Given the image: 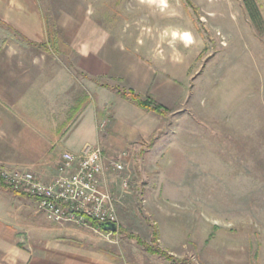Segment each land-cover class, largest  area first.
Here are the masks:
<instances>
[{
	"label": "rangeland",
	"instance_id": "374dc122",
	"mask_svg": "<svg viewBox=\"0 0 264 264\" xmlns=\"http://www.w3.org/2000/svg\"><path fill=\"white\" fill-rule=\"evenodd\" d=\"M37 1L53 42L49 49L25 47L24 38L0 20V44H6L0 47V59L21 64L2 70L22 72L3 75L1 86L35 90L38 82L59 70H71L78 80L72 94L78 102L77 116L73 118L75 110L69 111L67 103L62 114H44L43 130H18L17 121L24 122L30 110L10 104L14 99L0 100V167L50 181L58 175L62 149L78 147L88 138V124L76 125L90 77L71 43L85 39L83 27L92 26L108 42L121 44L128 52L136 50L152 81L150 90L134 91L168 109L161 116L133 103L145 115L132 118L146 131L126 140L112 126L116 113L110 99L104 98L108 104L101 106L99 94L92 92V100L87 97L86 102L96 106L97 144L106 158L105 189L116 200L117 236L110 241L125 250L144 251L130 237L135 235L175 251L185 264H264V0H249L259 10L257 23L247 0ZM184 33L191 41L183 38ZM34 59L44 66L32 65ZM97 82L121 99L117 90L131 89L111 76ZM49 104V109L54 105L48 101L46 109ZM28 117L35 121L41 114ZM32 122L26 123L29 128L34 127ZM45 143L50 144L44 146L47 167L12 165L13 157L26 159ZM122 189L128 193L120 195ZM71 226L78 238L109 242L107 234Z\"/></svg>",
	"mask_w": 264,
	"mask_h": 264
},
{
	"label": "crops",
	"instance_id": "0c3cea01",
	"mask_svg": "<svg viewBox=\"0 0 264 264\" xmlns=\"http://www.w3.org/2000/svg\"><path fill=\"white\" fill-rule=\"evenodd\" d=\"M0 20L12 26L14 31L24 38L26 43L22 44L25 47L48 44V31L37 0H0ZM82 33H84L85 39H82L81 42L72 41L71 43V47L79 55H82L85 61L84 72L90 77L87 80V86H84L86 94H83L82 98L90 97V100H92V92H95L103 98V101L104 98L110 99L108 101H111V104L113 103L116 113L112 125L114 131L126 140L137 135L141 136L140 134L143 135L146 129L143 126L137 127L136 120L132 118L134 116L143 118L145 114L142 115V112H140L142 110L134 106L132 102L117 97L115 93L103 85V82L98 83L97 81L100 78L111 76L125 87L140 93L144 91L143 89L150 90L152 79L148 69L140 66L138 58L135 56V53H137L135 49L128 52L123 45L108 42V38L102 31L96 30L92 26H84ZM5 46L6 44L3 46L0 44L1 49ZM17 63L14 59H0V81L3 75L7 77V74H20L19 72L15 73L14 70L10 72L2 70V68L19 67L21 64ZM38 63H41V67L44 66L42 60L34 59L32 61V65L38 66ZM77 81V77L71 70L61 69L51 79L38 82L35 90L33 88L31 90H28V88L20 90L14 88L17 85L1 86L0 83V100L14 99L15 101L10 104L23 105L30 110L26 112L27 114L30 113L29 115L32 116L41 114L40 119L35 120L36 122L33 121L34 117H28L29 115L25 117L24 122L17 121L19 123V125L17 123L18 130H38L39 132V130H43L42 119L45 113L51 116L62 114L61 109L67 108L68 104L69 111L70 109L75 110L73 118H76L78 102L75 104L76 97L74 98L72 94L77 89ZM20 82L23 83V81ZM12 83H16L15 78ZM25 99H36V101L26 102ZM48 101L54 104L51 109H49L50 104L47 105L48 108L46 109L45 105ZM72 101H74L73 105ZM103 101H100L101 106L108 104L107 101ZM93 103L90 101L83 104L80 111H83V113H80L82 116L76 125L77 127L83 123L82 128L86 123L88 124V138L81 140L78 147L63 148V151L59 153V162L64 152L77 154L87 144L100 143L98 120L94 110L96 106ZM22 114L24 113L22 112ZM28 122H32L34 127L29 128L26 124ZM23 123L25 127L22 126ZM55 128H59V123L55 125ZM40 135L42 137L38 136V138L43 142L44 136ZM118 142L122 143L121 141ZM45 145L48 147L50 144L45 143L41 148L42 150H36L26 159L13 157L11 160L12 165L39 169L44 166L47 167L49 162H44L47 150ZM105 159L104 156V163ZM49 173H51L50 170L45 174V177H49ZM101 187L113 196L115 195L112 191L105 189L104 174L101 176ZM126 193L128 191L122 189L119 194ZM71 225L80 226L73 223L51 221L39 208L36 200L14 194L0 186V264H172L171 261L145 250L126 249V251V246L120 245L117 241H110V237H116L117 235L104 231L102 227L101 232L93 228L89 229L97 234H107L104 238L109 242H94L89 240L91 238H78L75 228ZM159 239L158 241L163 244L161 236ZM161 247L163 246L161 245ZM164 250L176 258H183V256L177 255L178 253L175 251H170L171 249L164 248Z\"/></svg>",
	"mask_w": 264,
	"mask_h": 264
},
{
	"label": "built area",
	"instance_id": "2783aa9c",
	"mask_svg": "<svg viewBox=\"0 0 264 264\" xmlns=\"http://www.w3.org/2000/svg\"><path fill=\"white\" fill-rule=\"evenodd\" d=\"M116 167L123 168L121 164ZM104 170L101 146L87 144L78 154L64 152L58 164V175L50 181L32 172L0 167V184L35 198L51 221L73 223L101 232L92 222L112 223L118 228L116 200L101 187Z\"/></svg>",
	"mask_w": 264,
	"mask_h": 264
},
{
	"label": "trees",
	"instance_id": "16d2710c",
	"mask_svg": "<svg viewBox=\"0 0 264 264\" xmlns=\"http://www.w3.org/2000/svg\"><path fill=\"white\" fill-rule=\"evenodd\" d=\"M247 2V6H248V12L252 18V20L257 23L258 20L260 19V13L258 8H256V5L253 2H249V0L246 1ZM250 3V4H249ZM53 41H50V38L48 39V44H44V45H39L40 47H45L46 49H49L51 43ZM117 93L119 95H121L124 99H128L129 101H131L132 103H134L137 107L145 109L149 112H153L156 114H159L161 116H166L168 113V109H166L164 106L157 104L153 98L151 97H147V98H143L142 96L138 95L133 89H120L117 90ZM83 100H81L82 102ZM89 101V98H86L81 105L84 104V102ZM0 186H2L3 188L13 192L14 194L20 195L22 197H27V198H32L34 200H36L35 198L22 193V192H14L11 189L7 188L6 186L0 184ZM37 201V200H36ZM93 227L96 228H101V225L97 224L96 222H92ZM131 238L135 239L137 241V243L142 246L144 248L145 251L152 253V254H156L161 256L162 258L171 261L172 264H185L184 260H180L179 258H176L173 255H170L168 252H166L165 250L154 246L152 244H148L144 241H142L138 236L132 235L130 236Z\"/></svg>",
	"mask_w": 264,
	"mask_h": 264
},
{
	"label": "water",
	"instance_id": "95a60500",
	"mask_svg": "<svg viewBox=\"0 0 264 264\" xmlns=\"http://www.w3.org/2000/svg\"><path fill=\"white\" fill-rule=\"evenodd\" d=\"M102 229L106 232L115 233L117 231V226L112 223H104L101 225Z\"/></svg>",
	"mask_w": 264,
	"mask_h": 264
},
{
	"label": "bare ground",
	"instance_id": "6f19581e",
	"mask_svg": "<svg viewBox=\"0 0 264 264\" xmlns=\"http://www.w3.org/2000/svg\"><path fill=\"white\" fill-rule=\"evenodd\" d=\"M183 38H184L186 41H191V38H190V36H189L187 33H184Z\"/></svg>",
	"mask_w": 264,
	"mask_h": 264
}]
</instances>
